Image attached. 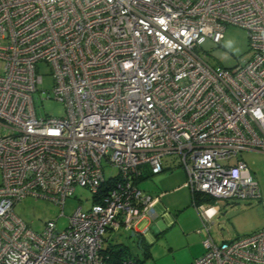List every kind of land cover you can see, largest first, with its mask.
<instances>
[{"label":"built area","instance_id":"2783aa9c","mask_svg":"<svg viewBox=\"0 0 264 264\" xmlns=\"http://www.w3.org/2000/svg\"><path fill=\"white\" fill-rule=\"evenodd\" d=\"M228 24L247 30L251 56L213 67L200 45ZM0 61V264H144L111 258L106 233L155 217L159 196L138 183L165 157L194 196L261 198L237 156L264 151V0H0ZM41 63L62 116L37 114ZM103 162L118 173L105 178ZM78 186L91 206L63 230L36 232L13 210L32 196L63 214ZM203 245L189 264H264V228Z\"/></svg>","mask_w":264,"mask_h":264},{"label":"rangeland","instance_id":"374dc122","mask_svg":"<svg viewBox=\"0 0 264 264\" xmlns=\"http://www.w3.org/2000/svg\"><path fill=\"white\" fill-rule=\"evenodd\" d=\"M201 53L206 54L211 66L232 68L251 56L246 29L228 24L226 25L220 43L205 38L201 43ZM3 63L0 61V73ZM42 83L39 92L34 94L38 115L62 116L63 105L52 98V76L45 63L39 65ZM251 169L259 183L261 198L221 199L217 198L202 204L216 206L214 213L208 211L212 221L204 226L198 209L193 205V198L186 185L187 177L180 161L175 157L164 158L165 170L150 175L139 183L144 191L159 195L154 206L158 216L155 219L142 218L135 227L145 231L144 242L149 244L148 251L136 244L137 236H131V231L117 229L107 232L109 243L125 247V256L135 258L144 264H188L192 259L204 251L203 241L210 235L217 243L229 241L238 236L251 234L264 228V151L246 150L239 153ZM236 160L231 159V163ZM105 178L113 177L118 169L103 162ZM2 172L0 169V183ZM92 194L85 187H76L73 195L66 199L63 214L59 204L46 198L23 197L16 202L13 210L32 230L40 232L48 221H56V228L63 230L68 226L69 217L78 206L88 210L91 206ZM162 221L166 228L156 232L152 224Z\"/></svg>","mask_w":264,"mask_h":264},{"label":"crops","instance_id":"0c3cea01","mask_svg":"<svg viewBox=\"0 0 264 264\" xmlns=\"http://www.w3.org/2000/svg\"><path fill=\"white\" fill-rule=\"evenodd\" d=\"M150 176V174H148V175H146V176H143V177H141L140 178V180H139V183L142 181V180H145V179H147L148 177ZM138 183V184H139ZM143 190V189H142ZM144 191V190H143ZM146 193H148V194H150L151 196H153V197H156L157 196V194L156 195H154L153 193H149V192H147V191H145ZM192 194V193H191ZM159 196V195H158ZM193 196L194 195H192V198H193ZM204 202H207V201H203L202 203H204ZM209 202V201H208ZM197 203V202H196ZM199 203V202H198ZM199 204H201V202L199 203ZM156 205V204H155ZM154 205V206H155ZM193 205H194V202H193ZM215 208H213L212 209V207H210V205H208V211L210 212V213H214V212H216L218 209H216V206H214ZM156 213V212H155ZM158 216V214L156 213V215H155V217L154 218H152V219H155L156 217ZM150 220V219H149ZM147 228L148 227H145L143 230H138L135 226H134V230L133 231H131V233L133 232V233H135V234H137L136 236L137 237H139V236H141L142 238H141V246L140 247H144V246H148L149 247V244H147L146 242H144V238H143V235H144V233H145V231L147 230ZM151 228H153L156 232H161V231H163L164 230V228H166L165 227V225L163 224V222L162 221H157V222H155V223H153L152 224V226H151ZM108 232H112L111 230L110 231H108ZM107 238H108V240H107V242H106V244H105V248H109V247H112V249L115 251L118 247L119 248H121V245H118V244H114V245H112V244H110L108 241H109V239H110V237L109 236H107ZM139 240V239H138ZM123 247V246H122ZM204 251H205V248H204ZM204 251L201 253V254H199V255H196L192 260H194L196 257H198V256H200V255H202L203 253H204ZM125 252L126 251H124V252H121L120 253V255L122 256V257H126L125 256ZM145 255H146V253H145ZM191 262V261H190ZM189 262V263H190ZM188 263V264H189Z\"/></svg>","mask_w":264,"mask_h":264},{"label":"trees","instance_id":"16d2710c","mask_svg":"<svg viewBox=\"0 0 264 264\" xmlns=\"http://www.w3.org/2000/svg\"><path fill=\"white\" fill-rule=\"evenodd\" d=\"M212 200H214V198L209 197V196H203V195L193 196V202L194 203H196V202L202 203L203 201H212ZM143 250L145 253H147L148 246H144ZM124 251H125V247H121V248L118 247L115 251L112 249V247L106 248V252L110 253L111 258H119L121 256L120 253L124 252Z\"/></svg>","mask_w":264,"mask_h":264},{"label":"water","instance_id":"95a60500","mask_svg":"<svg viewBox=\"0 0 264 264\" xmlns=\"http://www.w3.org/2000/svg\"><path fill=\"white\" fill-rule=\"evenodd\" d=\"M136 235H137V234H135V233H133V232L131 233V236H136ZM137 246H138V247L141 246V239L138 240V242H137Z\"/></svg>","mask_w":264,"mask_h":264},{"label":"flooded vegetation","instance_id":"af4514ba","mask_svg":"<svg viewBox=\"0 0 264 264\" xmlns=\"http://www.w3.org/2000/svg\"><path fill=\"white\" fill-rule=\"evenodd\" d=\"M141 238H142L141 236L138 237V239H141ZM138 239L136 240V244H137V242H138Z\"/></svg>","mask_w":264,"mask_h":264}]
</instances>
